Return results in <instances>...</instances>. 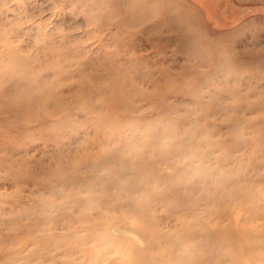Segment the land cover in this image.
Returning a JSON list of instances; mask_svg holds the SVG:
<instances>
[{"label": "rangeland", "instance_id": "rangeland-1", "mask_svg": "<svg viewBox=\"0 0 264 264\" xmlns=\"http://www.w3.org/2000/svg\"><path fill=\"white\" fill-rule=\"evenodd\" d=\"M56 155L68 179L49 214L43 183L10 164ZM124 180L161 237L113 205ZM80 211L161 264H264V0H0V250L15 253L0 264H87L76 246L97 242L65 227ZM41 214L60 219L46 261L16 234Z\"/></svg>", "mask_w": 264, "mask_h": 264}, {"label": "bare ground", "instance_id": "bare-ground-1", "mask_svg": "<svg viewBox=\"0 0 264 264\" xmlns=\"http://www.w3.org/2000/svg\"><path fill=\"white\" fill-rule=\"evenodd\" d=\"M188 17V16H187ZM187 18H185L186 20ZM184 28H182V26L179 27V30H183ZM35 99H37V97H35ZM53 101V100H51ZM50 101V103H52ZM32 104V103H31ZM4 108H6L7 110H9V105L8 103L3 104ZM30 104L28 103V101L26 99L22 100V102L20 104H17L13 107V109L15 111L18 110V108H20V110H22V112L26 111L29 108ZM17 153V152H16ZM58 156V158H57ZM57 161L54 165L48 167L45 166L44 163H41V160H37L36 161V165H34L31 162V164L33 165H26L23 167L18 168L17 165L15 163H11V167L16 168L17 170L19 169L20 173L25 174V175H29L31 176L34 180H37L39 178L38 181H41L43 184L42 186L37 188V191L43 195H47V198H41L39 200H37L36 205L38 207H47L49 208V214L50 211H53L55 209L60 208L61 210V206L60 204L56 203L55 200L60 199L61 198V193L63 192V185H65L66 179H68L65 176H62L59 168V155H56ZM98 167V166H96ZM33 170H30V169ZM33 171V172H32ZM131 179H128V182ZM124 180L123 182L119 183L118 188L123 190L124 193V197L123 199L120 198V201H115L114 204L113 203H108V204H113L116 206H120L121 207H129L127 210L128 212L134 216V218L139 222L138 226L141 228V231L143 232L142 234H146L147 232L152 233L154 235L158 234L157 236L161 237V234L156 230H148L146 225L144 224V222H146L148 219L152 218V214L149 213V201L148 198L146 200H142L141 202H139L140 200L137 197H133V195H131L130 191L126 188L127 183ZM176 187L175 184L171 185V188H169L170 190ZM132 188V187H131ZM130 190H134V189H130ZM125 191V192H124ZM166 191V190H165ZM149 196V195H148ZM147 196V197H148ZM76 197H73L72 195L68 197V201L69 200H73L72 203L75 204L73 205V207H79V206H84L87 204L86 200H85V204H79L77 202H79L80 199H78ZM75 202V203H74ZM117 203V204H116ZM88 205V204H87ZM112 205V206H113ZM80 215L78 217L75 216H68V221L65 223V227L67 226V230L72 229L74 230L75 225L79 224L77 228H79L78 230H82L85 232L84 236L79 235L78 232L72 231L70 236H72V238L76 239L77 241H82L84 243H88V242H92L95 241L97 242L99 248L98 250H94V249H83L81 247V244H79L78 247L80 250V253H82L83 256L87 257L89 260L87 261V264H99L100 262H104L107 258H109L108 256L115 250V249H121L120 252L122 253V258H120L117 262L114 263H109V264H161L158 261V256H156V258H152V255H147L142 253L141 251H137V250H133L132 248L128 247V244L124 241H120V240H109L108 238H106L103 235H99L97 232H95V222H93L94 220L92 219V222L89 218V216L87 214H84L82 211H80ZM48 216V215H47ZM47 216L44 215H36V216H31L30 221L25 222V224L20 227L17 228L16 230V234L18 236L21 237H25V244H37L38 248L31 250L28 254V258L29 259H39L42 261H46L47 259L51 258L54 259L52 256L53 254L58 253L59 251H61L60 247H61V240L59 238V234L56 233V231L54 230L55 227L57 226L56 223L59 222V218L55 217L54 219H47ZM19 219H23L21 216L16 215V217H12L10 219V223L12 225H17ZM110 222H115V221H120L122 222V220H125V217H121V218H117V217H108L107 221ZM100 225V223H99ZM230 226H227L225 228H223L222 230L228 231L230 228ZM121 230V229H120ZM48 232L46 234L43 235H36V233L38 232ZM118 231V230H117ZM121 232V231H119ZM126 232V231H125ZM123 233V232H122ZM129 234V233H128ZM183 234V235H182ZM181 235H179V237H177L176 242L180 243L179 240L181 241L183 236V239L185 238V236H187L188 233H186V231L184 230L182 232ZM165 237V236H164ZM189 237V236H188ZM166 238V237H165ZM9 241V234L0 235V242H2L3 244L8 243ZM183 241V240H182ZM105 245H108V247H106ZM172 249V248H171ZM7 250V249H6ZM0 250V256L3 253H8L11 252L12 250ZM3 252V253H2ZM172 252L175 253V251H171L169 252L170 255L172 256ZM12 255H15L14 251L11 252ZM188 255V254H187ZM56 255H54L55 257ZM170 256V257H171ZM171 259V258H170ZM170 262H172L170 260ZM174 264V262H172ZM171 263V264H172ZM4 264H8V262L4 263ZM13 264V263H10ZM27 264V263H26ZM39 264V263H38Z\"/></svg>", "mask_w": 264, "mask_h": 264}]
</instances>
